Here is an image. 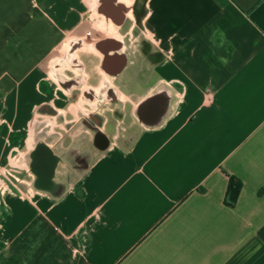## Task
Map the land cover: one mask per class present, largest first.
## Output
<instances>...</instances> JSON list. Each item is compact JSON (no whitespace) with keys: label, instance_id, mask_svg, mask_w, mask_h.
<instances>
[{"label":"crops","instance_id":"crops-1","mask_svg":"<svg viewBox=\"0 0 264 264\" xmlns=\"http://www.w3.org/2000/svg\"><path fill=\"white\" fill-rule=\"evenodd\" d=\"M0 264H264V0H0Z\"/></svg>","mask_w":264,"mask_h":264},{"label":"flooded vegetation","instance_id":"flooded-vegetation-1","mask_svg":"<svg viewBox=\"0 0 264 264\" xmlns=\"http://www.w3.org/2000/svg\"><path fill=\"white\" fill-rule=\"evenodd\" d=\"M86 32L85 36L86 37ZM140 50L143 52L146 50V45L144 42L140 43ZM93 132V141L91 144V148L102 147L105 145L106 141L102 139L100 133L96 132L95 129L91 128ZM33 152V163L32 168L37 173V181L36 184H45L46 176L51 173L52 167L57 163V157L53 156L50 152H53L52 149L48 148L43 143H38Z\"/></svg>","mask_w":264,"mask_h":264},{"label":"trees","instance_id":"trees-1","mask_svg":"<svg viewBox=\"0 0 264 264\" xmlns=\"http://www.w3.org/2000/svg\"><path fill=\"white\" fill-rule=\"evenodd\" d=\"M241 183L234 179L233 177H229L227 190L224 197V203L229 207H234L236 204L238 195L240 193Z\"/></svg>","mask_w":264,"mask_h":264},{"label":"rangeland","instance_id":"rangeland-1","mask_svg":"<svg viewBox=\"0 0 264 264\" xmlns=\"http://www.w3.org/2000/svg\"><path fill=\"white\" fill-rule=\"evenodd\" d=\"M135 15H136V18L139 17L140 11L138 10L137 13H135ZM82 32H84V31H82Z\"/></svg>","mask_w":264,"mask_h":264},{"label":"built area","instance_id":"built-area-1","mask_svg":"<svg viewBox=\"0 0 264 264\" xmlns=\"http://www.w3.org/2000/svg\"><path fill=\"white\" fill-rule=\"evenodd\" d=\"M83 37L85 36V32H82V34H81Z\"/></svg>","mask_w":264,"mask_h":264}]
</instances>
